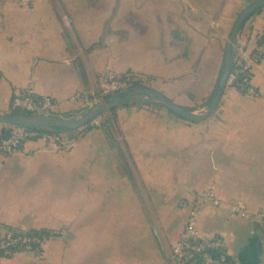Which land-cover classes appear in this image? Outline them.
<instances>
[{"label":"crops","instance_id":"0c3cea01","mask_svg":"<svg viewBox=\"0 0 264 264\" xmlns=\"http://www.w3.org/2000/svg\"><path fill=\"white\" fill-rule=\"evenodd\" d=\"M248 0H0V113L13 91L71 113L102 73L141 74L148 87L199 110L215 88L230 28ZM68 20L65 25L63 19ZM264 9L238 43L253 49ZM254 95L227 86L214 113L187 122L156 103L116 109L118 138L101 127L63 132L0 154V236L42 232L0 264H171L189 211L202 238L232 264H264V229L232 212H264V59ZM3 127H14L0 125ZM110 135V136H109ZM111 137V139H110ZM211 191L218 205L201 202Z\"/></svg>","mask_w":264,"mask_h":264},{"label":"built area","instance_id":"2783aa9c","mask_svg":"<svg viewBox=\"0 0 264 264\" xmlns=\"http://www.w3.org/2000/svg\"><path fill=\"white\" fill-rule=\"evenodd\" d=\"M16 1L23 8H28L32 2V0ZM63 22L65 25H68L67 19L64 18ZM261 35L264 36V33ZM257 40L250 51L246 50L240 43L237 44L235 57L239 68L234 73H230L227 81V86H231L236 74H243L244 78L242 82L246 86V93L250 95L255 94V90L250 84L253 69L264 59V37L260 43ZM133 86L148 87L149 85H146L142 77L137 74L129 73L125 74V76H116L106 72L100 74L95 79L87 94L78 92L75 98L82 102L81 105L92 106L97 102H102L105 98H109ZM10 108L29 114L57 115L55 113H58L57 105L50 97L43 96L34 99L31 90L21 91L15 89L10 102ZM36 138L49 139L60 144L65 143L67 139L62 133H39L34 130L14 126L8 137L0 139V154L10 155L23 142ZM201 202H209L213 205L219 204V201L213 196L211 191L201 194ZM232 212L264 229V212H247L237 206L232 207ZM195 215L196 209L193 208L189 211L185 231L169 250L171 264H232L231 260L226 259V252H222L217 258L211 255L209 250H219L223 247V244L218 239H206L198 234L195 228ZM44 240L45 236L43 234L31 235L26 232L8 229L0 236V251L4 253H10V250L30 251Z\"/></svg>","mask_w":264,"mask_h":264},{"label":"water","instance_id":"95a60500","mask_svg":"<svg viewBox=\"0 0 264 264\" xmlns=\"http://www.w3.org/2000/svg\"><path fill=\"white\" fill-rule=\"evenodd\" d=\"M264 9V0H251L237 14L228 34L223 49L220 73L207 107L191 110L175 104L157 90L145 86H133L117 93L102 102L89 106L79 117L66 115L29 114L23 112L0 113V125L24 128H60L73 131L82 128L103 114L129 103H156L164 106L178 118L187 122H201L208 119L216 110L220 99L227 87V81L232 72L235 60L238 34L244 23L256 12ZM104 121L101 120V123Z\"/></svg>","mask_w":264,"mask_h":264},{"label":"trees","instance_id":"16d2710c","mask_svg":"<svg viewBox=\"0 0 264 264\" xmlns=\"http://www.w3.org/2000/svg\"><path fill=\"white\" fill-rule=\"evenodd\" d=\"M259 12V11H258ZM256 12V13H258ZM255 13V14H256ZM263 35H260V37L258 38L257 42L260 43L262 42L263 40ZM239 68V65L237 64V59L235 57V60H234V63H233V67H232V72L234 73L237 69ZM122 76H125V75H122ZM243 78H244V75L241 74V73H238L236 74V77L234 79V81L232 82L231 84V87L237 89L239 92L241 93H245L246 92V86L245 84L242 82L243 81ZM212 95V94H211ZM211 99V96L206 99L205 101H203L201 104H200V107H207L209 101ZM129 104H132V103H129ZM146 104H152V103H146ZM127 105V104H125ZM157 105H160V104H157ZM162 106V105H160ZM116 109V108H115ZM115 109H112L111 111H109V113H111L114 117V111ZM191 110H194V108H191ZM9 112H21L19 110H16V109H11L9 108ZM69 117H72L74 112H71V113H68ZM92 126V124H88L80 129H88ZM99 127L103 128L104 130H106L109 134V125L107 123V120L103 123V124H99ZM24 128V127H23ZM25 129H29V130H34V131H37L39 133H47V134H55V133H63V132H67L66 130H63V129H60V128H25ZM12 131V128L11 127H3L1 128V132H0V139L1 138H6L9 136V134L11 133ZM110 136V135H109ZM111 139V137H110ZM28 234H31V235H40V234H43L42 232H38V231H30ZM14 250H10V252H13ZM209 252L211 253V255L214 257V258H217L218 255H220L222 252H225V249L222 247L221 249H215V250H209ZM5 254H8V253H4L2 251H0V256L2 255H5ZM226 259L230 260L229 257L227 256L226 254Z\"/></svg>","mask_w":264,"mask_h":264},{"label":"rangeland","instance_id":"374dc122","mask_svg":"<svg viewBox=\"0 0 264 264\" xmlns=\"http://www.w3.org/2000/svg\"><path fill=\"white\" fill-rule=\"evenodd\" d=\"M250 1L251 0H248V2H250ZM134 74H136V73H134ZM137 75H140L142 77V79H143V81H144V83L146 85H150V81H151V84L154 85L155 79L152 78L150 80L149 78H147L144 75H141V74H137ZM79 104H81V103H79ZM88 107L89 106H87V105H81L80 107H78L77 110L74 111V114H73L72 117H79L81 115V113L83 111H85ZM116 109L114 111V117H113V115L111 113L107 112V113L103 114L101 117H99L98 119H96L94 122H92V124H95V126H98L99 127V124H103L107 120V123H108L109 127L111 128L110 131L115 135L116 138H118V141H119V126L117 124V121H115V112H116ZM7 112H9V110ZM55 114H57V115H66V116L69 115L68 113H65L64 114L62 112L61 113L58 112V113H55ZM101 120H103L104 122L101 123ZM70 143H71L70 140H68V138H67L66 141H65V143H63V144L69 145Z\"/></svg>","mask_w":264,"mask_h":264}]
</instances>
